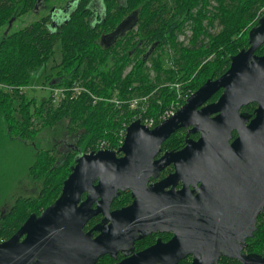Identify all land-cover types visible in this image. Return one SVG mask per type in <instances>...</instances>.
Wrapping results in <instances>:
<instances>
[{"label":"water","instance_id":"obj_1","mask_svg":"<svg viewBox=\"0 0 264 264\" xmlns=\"http://www.w3.org/2000/svg\"><path fill=\"white\" fill-rule=\"evenodd\" d=\"M40 3L37 0L35 11ZM136 16L135 10L99 42L107 47L115 43L134 26ZM248 43L230 57L220 76L206 79L168 118L153 127L135 119L117 150L77 156L59 196L39 215L29 214L11 237L0 242V264H95L102 255L116 257L119 251L124 257L113 264H178L190 253L191 264H218L221 256L238 264H264V250L243 251L264 208V54L256 53L264 45V14L248 30ZM219 89L216 101L203 105ZM251 102L257 103L252 118L240 111ZM180 128L187 129L184 146L156 158L162 143ZM234 131V141L228 144ZM190 133L198 138H189ZM190 163L195 164L193 171ZM205 163L215 164L230 179L220 185L216 204L224 211V223L216 225L200 223L202 215L192 224L191 210L196 207L191 201L200 202L205 190L200 185L193 195L188 184L202 179ZM169 164L174 165L172 173L148 183ZM179 181L182 187L175 190ZM126 189L131 203L111 210L119 190ZM97 214L102 220L85 232L84 224ZM157 229H173L175 234L166 243L157 241L132 253L136 239ZM93 230L98 234L93 236Z\"/></svg>","mask_w":264,"mask_h":264},{"label":"trees","instance_id":"obj_2","mask_svg":"<svg viewBox=\"0 0 264 264\" xmlns=\"http://www.w3.org/2000/svg\"><path fill=\"white\" fill-rule=\"evenodd\" d=\"M35 4L36 0H0V82L15 89L0 90V107L11 103L15 110L13 101L19 98V115L11 118L18 129L17 137L30 138L34 149L27 175L32 181H40L35 196L18 197L3 212L0 242L8 239L30 212H40L57 198L77 156L98 150L99 140L106 142L107 149L117 150L137 112L156 117L177 99L178 89L186 93L178 101L181 106L206 79L222 74L229 67L230 57L248 47V30L261 16L258 9L264 0H78L58 23L47 13L19 29L4 32L9 21L12 26L19 16L33 12ZM135 10L137 18L131 30L108 47L99 42L102 34L114 30L126 14ZM214 24L219 29L211 32L209 28ZM186 29L191 33L185 43L178 37ZM58 41L59 68L54 77H45L43 82L64 87L78 82L86 90L74 98L68 94L57 105L48 97L37 102L20 87L26 86L31 72L52 56ZM256 53L264 54V45ZM175 82L179 83L178 88L169 84ZM113 95L123 100L146 95L148 103L145 108L130 109L128 102L116 105L93 97ZM242 110L251 112L252 104ZM5 118L12 128L7 115ZM61 122L65 123V133L73 137L74 147L69 146L63 152L57 151L54 144L46 149L37 147L34 138L39 131L46 127L53 129ZM184 138L183 129L176 130L162 148L174 150ZM129 201L128 192L120 193L113 206ZM97 220L95 217L90 223ZM245 250L256 253L264 250V217L259 215ZM113 261L105 256L97 264ZM178 264H190V259L186 257Z\"/></svg>","mask_w":264,"mask_h":264},{"label":"rangeland","instance_id":"obj_3","mask_svg":"<svg viewBox=\"0 0 264 264\" xmlns=\"http://www.w3.org/2000/svg\"><path fill=\"white\" fill-rule=\"evenodd\" d=\"M64 1L66 0H50L48 3H45L43 9L38 8L35 12H29L23 16H19L16 20L12 21V26L8 25V27H6L4 32L9 28V31L19 29L30 21L45 15L52 5L54 8L53 12L57 11V8L62 6ZM101 3L102 2H100V5L102 6L103 3ZM262 12H264V4L258 9V15L264 14ZM218 29L219 26L217 24L209 28L211 32H216ZM1 33L0 30V35ZM190 33V30L186 29L185 33L180 34L178 39L186 43ZM60 60L61 45L58 41L54 45L52 56L31 72L28 83L23 87L22 92H24L27 97H34L37 102L47 98L50 95L48 89L50 85L43 81L45 77L52 78L55 76V72H57L59 68L57 65ZM169 84L175 88L179 87V83L176 82ZM182 92L183 91L178 89L176 94L177 99L172 102L173 104H176L177 101H181L184 98L186 93L183 94ZM134 97L136 98L137 96L133 95L131 99ZM15 99L13 105L16 107V112L11 103L10 105L0 107V209L2 208L3 211L12 205L17 196H35L40 188V181H32L29 175H27L28 166L32 162L34 149L30 143V138L24 139L17 137L18 129L14 126V119L11 118L14 114L16 117L19 115L17 112L19 98L16 97ZM129 108L134 109L133 107ZM145 113H143L141 117L150 118V116ZM6 115L9 118V124H13L12 128L8 127L5 118ZM135 115H139L138 112ZM65 132V123L63 124L61 122L53 129L48 127L42 128L34 138V141L37 147L41 149L51 148L54 144L56 145L57 151L63 152L68 148V143H73V137Z\"/></svg>","mask_w":264,"mask_h":264},{"label":"flooded vegetation","instance_id":"obj_4","mask_svg":"<svg viewBox=\"0 0 264 264\" xmlns=\"http://www.w3.org/2000/svg\"><path fill=\"white\" fill-rule=\"evenodd\" d=\"M48 1H50V0H48ZM95 1H97V0H95ZM36 2H37V0H36ZM45 2H46V0H41V3L39 4V6H38V8H44V5H45ZM78 2V0H66V1H64V3H63V5L62 6H60L59 8H57V11H55V12H53L54 11V8H53V5L48 9L49 11L47 12V13H50L51 14V20L54 22V23H58V22H60V21H62V20H64V18L66 17V15L68 14V12H70L72 9H73V7L76 5V3ZM35 8V7H34ZM33 12H35V10L33 11ZM133 12V11H132ZM132 12H130V13H132ZM46 13V14H47ZM130 13H128V14H126L125 15V17H127ZM124 17V18H125ZM136 23V22H135ZM135 25V24H134ZM134 27V26H133ZM132 27V28H133ZM131 28V29H132ZM130 29V30H131ZM129 31V30H128ZM128 31H126V32H128ZM126 34V33H125ZM124 34V35H125ZM119 38V37H118ZM117 38V39H118ZM221 75V74H220ZM219 75V76H220ZM218 77V76H217ZM212 79H214V78H212ZM221 92H222V89H219L217 92H215L203 105H205V104H207V103H210V102H213V101H216V99L219 97V95L221 94ZM214 96H216L215 98H214ZM248 104H252V111L251 112H249V114H251V116H250V118H252L253 116H254V110H255V108L257 107V103L256 102H251V103H248ZM247 104V105H248ZM244 106H246V105H244ZM244 106H242V107H244ZM242 107L240 108V111H244V110H242ZM244 112H246V111H244ZM248 113V112H247ZM180 129H183V131H184V134L186 135V132H187V129H185V128H180ZM179 130V129H178ZM197 135L196 137H192L191 135ZM236 136V132L234 131V132H232V138H230V139H228V144H231L233 141H234V137ZM189 138H192V139H194V140H196L197 138H198V134L197 133H190L189 134V136H188ZM186 138V137H185ZM185 138H184V140H183V143H182V145H180L179 147H177L176 149H174V150H177V149H180L181 147H183L184 146V141H185ZM163 144V143H162ZM66 146H67V144H66ZM69 146H73L74 147V145H72V143H68V146L67 147H69ZM166 150H172V149H163L162 148V145H161V149H160V152L156 155V158H159L162 154H163V152L164 151H166ZM208 148H206V153L203 155V156H205L208 152ZM117 156L118 157H120V156H122V153L121 152H118L117 153ZM189 166H190V169H191V171H193L194 170V168H195V164L194 163H190L189 164ZM204 171L202 172V179H199V180H197V181H195V182H192V181H190V183L188 184V188L190 189V191H192V193H193V195H195V194H197V190L195 191V188L196 187H199L200 185L202 186H204L203 188H204V190H205V193H204V195H203V199L202 200H200V202H194V201H191V205L192 206H194V207H196V209L195 208H192V210H191V215H192V224H196L197 222H198V216L199 215H202V216H204V219H203V221H201L200 223H206V224H212V225H216V223H224V211L223 212H220V210L217 208V204H216V201H217V197H218V192H219V190H220V185L223 183V184H228L229 182H230V179H229V177L228 176H225L226 174H224V175H222L220 172H219V170L216 168V165L215 164H210V163H205L204 165ZM174 171V165L173 164H169L168 166H166L165 168H163L161 171H160V173H159V175L157 176V177H151V178H149V181H148V183L150 184V183H153V182H156V181H159V180H161V179H163V178H165L169 173H172ZM70 173V172H69ZM68 176V175H67ZM66 176V177H67ZM65 177V178H66ZM63 181H64V179H63ZM236 180L234 179V182H235ZM97 181H95L94 183H96ZM182 182L181 181H179L175 186H174V189L175 190H179V189H181V187H182ZM62 185H63V182H62ZM62 185H61V187H60V192H61V188H62ZM172 186L170 185V186H168V187H166L165 188V190H169L170 188H171ZM39 191V190H38ZM60 192H59V194H60ZM129 193V195H130V201L127 203V204H122V205H119L118 207H114L113 206V202H114V200H115V198H117L118 197V195L120 194V193ZM38 193V192H37ZM59 196V195H58ZM57 196V197H58ZM85 196H86V192H83L82 194H81V201L82 200H84V198H85ZM18 197H25V196H21V195H19V196H17L15 199H14V201H16V199L18 198ZM113 200H112V202H111V206H110V209L111 210H115V209H119V208H122V207H124V206H127V205H129L130 203H131V201H132V196H131V192H130V190H128V189H126V190H119V192H118V194L116 195V197H115ZM12 205H14V202L12 203ZM11 206V205H10ZM96 206V203L95 202H93V207H95ZM8 208H10V207H7V209ZM46 208V207H45ZM45 208H43L40 212H34V211H32V212H30L29 214H31V213H35V214H37V215H39ZM6 209V210H7ZM4 211H5V209H4ZM3 209L1 208L0 209V218H1V216H2V214H3ZM259 215L260 216H262V217H264V208H263V210L258 214V216H257V218H256V224H257V220H258V217H259ZM29 216V215H28ZM27 216V217H28ZM26 217V218H27ZM97 218L98 220L97 221H95V222H93V223H90V221L93 219V218ZM26 218L24 219V221L26 220ZM102 220V215L101 214H97V215H94V216H92L91 218H89L88 220H87V222L84 224V226H83V230L85 231V232H87V231H89V230H91L97 223H99L100 221ZM23 221V222H24ZM22 222V223H23ZM22 223L20 224V226L22 225ZM89 224H92V225H89ZM199 224V223H198ZM19 226V227H20ZM18 227V228H19ZM215 226H213L212 228H214ZM18 229H16V231H17ZM16 231H14L11 235H10V237L16 232ZM92 233H93V236H95V235H97L98 234V232L97 231H95V230H93L92 231ZM174 234H175V231L173 230V229H169V230H160V229H157V230H155V231H152V232H150V233H147L146 235H144L143 237H141V238H138V239H136L135 241H134V244H133V247H132V253H134V252H137V251H140V250H142V249H145V248H147V247H149V246H151V245H153V244H155L157 241H159V242H162V243H166V242H168V241H170L171 239H172V237L174 236ZM22 238V237H21ZM250 238V237H249ZM248 239V238H247ZM246 239V240H247ZM4 241V240H3ZM245 247H246V245H245ZM245 247H244V249H243V251L244 252H246V253H249V252H247L246 250H245ZM105 256H108V257H111V258H113L114 259V261L113 262H111V263H108V264H113V263H115V262H117V261H119V260H121L123 257H124V254H123V252H118L117 254H116V257H112L111 255H109V254H105V255H102L99 259H101L102 257H105ZM193 256H194V254H192V253H190V254H187L186 255V257L187 258H189L190 259V264H191V261H192V258H193ZM185 257V258H186ZM99 259L97 260V262L99 261ZM224 259H226L225 260V264H238L239 262H238V260H236V259H233V258H228V257H225V256H221L220 258H219V260H218V264H221V260H224ZM97 262L95 263V264H97Z\"/></svg>","mask_w":264,"mask_h":264},{"label":"built area","instance_id":"obj_5","mask_svg":"<svg viewBox=\"0 0 264 264\" xmlns=\"http://www.w3.org/2000/svg\"><path fill=\"white\" fill-rule=\"evenodd\" d=\"M264 13V12H262ZM21 91L23 89V87H20ZM50 95L48 96V98H50L51 102L55 105H57L61 100L65 99L67 97V95L69 94L70 98H74L77 95H79V93L81 91H85V87H83L82 85H80L78 82H74L70 87H64V86H48ZM0 90L3 91H8V92H12L13 90H15L13 88V86L11 85H7L5 83L0 82ZM94 100H102L105 102H110V103H114L116 105H121L122 103H129V107H133L136 108L138 106H140L141 108H145V106L147 105L148 101V96L143 95V96H137L136 98H130V99H125L123 100L122 98H119L116 95H113L112 97H106V96H93ZM179 102L177 101L176 104L171 103L167 108L163 109L161 112H159L157 114L156 117H150V118H142L141 117V112H139L136 116V119H140L141 123H143L144 125H146L147 127H153L156 125V123H160L162 120L168 118L169 116H171L172 114H174V112L177 110V108H179ZM143 110V109H142ZM98 149H104L106 148V142L103 140H99L97 147ZM89 152V151H88Z\"/></svg>","mask_w":264,"mask_h":264},{"label":"bare ground","instance_id":"obj_6","mask_svg":"<svg viewBox=\"0 0 264 264\" xmlns=\"http://www.w3.org/2000/svg\"><path fill=\"white\" fill-rule=\"evenodd\" d=\"M21 74H22V73H21ZM3 77H4V76H3ZM7 77H8V76H7ZM23 77H24V76H23ZM4 78H5V77H4ZM24 78H25V77H24ZM2 79H3V78H2ZM4 80H5V79H4ZM5 82H6V81H5ZM7 82H8V81H7ZM9 82H10V81H9ZM10 84H11V83H10ZM16 92H17V91H16ZM16 92H15V93H16ZM1 93H2V92H1ZM4 95H5V94H4ZM4 103H5V102H4Z\"/></svg>","mask_w":264,"mask_h":264}]
</instances>
